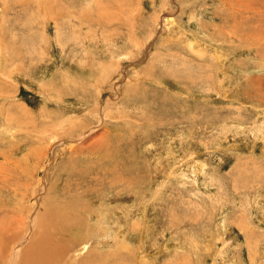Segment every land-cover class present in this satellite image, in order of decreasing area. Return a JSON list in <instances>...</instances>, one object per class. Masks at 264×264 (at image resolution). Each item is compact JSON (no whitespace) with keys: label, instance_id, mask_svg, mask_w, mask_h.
Returning a JSON list of instances; mask_svg holds the SVG:
<instances>
[{"label":"rangeland","instance_id":"374dc122","mask_svg":"<svg viewBox=\"0 0 264 264\" xmlns=\"http://www.w3.org/2000/svg\"><path fill=\"white\" fill-rule=\"evenodd\" d=\"M73 199L69 264H264V0H0V264Z\"/></svg>","mask_w":264,"mask_h":264},{"label":"bare ground","instance_id":"6f19581e","mask_svg":"<svg viewBox=\"0 0 264 264\" xmlns=\"http://www.w3.org/2000/svg\"><path fill=\"white\" fill-rule=\"evenodd\" d=\"M78 202L79 201L73 199L63 204H57L54 206L57 208L55 212H51L50 209H45V211L40 214V228H37V235L35 239L23 247L20 253V249L15 248L12 251L14 260L13 262H10V264H69L72 262L70 259L68 260L69 262L66 260V258L70 256L68 253L74 245V239L73 241L71 240V229L79 228L82 223V214L85 212L83 207L76 205ZM56 217L61 221V223H55L51 232L48 234L46 230L49 229L46 228L47 225L45 224L50 218ZM6 231L7 230H5L0 238L2 250L8 247ZM18 235L19 231L16 233V237H18ZM76 239L77 238H75V240ZM88 244L89 242L84 243V250L89 247ZM83 253H87V251ZM88 253V258L86 260L72 264H96V262L93 261L90 252Z\"/></svg>","mask_w":264,"mask_h":264}]
</instances>
